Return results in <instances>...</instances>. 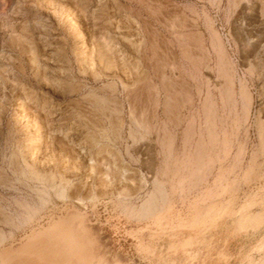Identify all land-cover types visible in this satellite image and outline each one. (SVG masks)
<instances>
[{
	"label": "rangeland",
	"instance_id": "1",
	"mask_svg": "<svg viewBox=\"0 0 264 264\" xmlns=\"http://www.w3.org/2000/svg\"><path fill=\"white\" fill-rule=\"evenodd\" d=\"M65 221L95 264H260L264 0H0V250Z\"/></svg>",
	"mask_w": 264,
	"mask_h": 264
},
{
	"label": "bare ground",
	"instance_id": "2",
	"mask_svg": "<svg viewBox=\"0 0 264 264\" xmlns=\"http://www.w3.org/2000/svg\"><path fill=\"white\" fill-rule=\"evenodd\" d=\"M241 25L244 26L245 23L242 22ZM214 47L217 50L219 56L218 68L227 78H229L231 71L226 54L224 52V48L219 42H214ZM225 90L227 94L230 93V82L226 84ZM247 106L249 107L250 105L248 104ZM156 207L157 200L156 198H153L143 205L142 214H152L154 213ZM258 216L259 214L257 211H251L248 213L243 212L238 218V221L252 223L253 221L257 220ZM77 229L78 227H75L72 222L65 221L61 223L59 228L54 232L49 233L48 235H40L33 240H27L18 248H1L0 259L2 260L3 264H95L96 262H93L91 255L86 252L88 246L87 243L82 242L77 244L75 242V240L78 238L76 236ZM89 247L90 246H88V248ZM259 263L264 264V255L262 256Z\"/></svg>",
	"mask_w": 264,
	"mask_h": 264
}]
</instances>
